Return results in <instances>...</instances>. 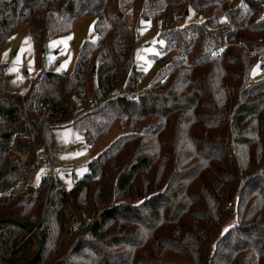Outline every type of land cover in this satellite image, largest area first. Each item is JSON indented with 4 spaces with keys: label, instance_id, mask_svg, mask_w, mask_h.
I'll return each mask as SVG.
<instances>
[{
    "label": "trees",
    "instance_id": "1",
    "mask_svg": "<svg viewBox=\"0 0 264 264\" xmlns=\"http://www.w3.org/2000/svg\"><path fill=\"white\" fill-rule=\"evenodd\" d=\"M235 2L0 0V46L16 31L43 44L86 15L97 36L70 74L40 70L24 93L0 66V194L14 188L0 202V264H264V75L251 77L264 15ZM189 10L200 22L177 26ZM127 14L157 21L163 43L161 78L141 91ZM88 86L102 105L83 108ZM114 123L123 134L69 191L19 181L39 154L36 170L54 166L55 128L91 144ZM71 208L88 222L75 226Z\"/></svg>",
    "mask_w": 264,
    "mask_h": 264
},
{
    "label": "rangeland",
    "instance_id": "2",
    "mask_svg": "<svg viewBox=\"0 0 264 264\" xmlns=\"http://www.w3.org/2000/svg\"><path fill=\"white\" fill-rule=\"evenodd\" d=\"M240 3L235 2V5L238 6ZM176 15L175 24L177 26L200 22V19L191 10L187 14L181 12L176 13ZM263 15L260 11L259 18H262ZM122 17L121 15L119 18ZM94 21V16L86 15L73 22L72 30L69 33L48 39L45 43L35 46L31 44L26 35L16 31L11 41L0 46V66L4 69L6 87L11 91L24 93L31 79L40 70L70 74L78 57L81 44L84 41L95 42L97 40L93 28ZM123 22L128 26L135 27L134 63L136 89L141 91L152 82L161 78L158 75L163 68V60H159L158 56L163 43L157 38L160 27L158 22L152 19L134 21L129 14L125 15ZM249 55H252V53H249ZM262 75H264L263 72H260L258 68H255L251 73L253 80L260 78ZM18 80L21 82L20 85H18ZM134 96L135 94L129 97ZM96 99L91 97V89L88 86L84 107L79 101H72V105L75 109H80L81 107L87 109L103 104L101 98L97 96ZM122 134L123 130L117 123H114L94 142L86 144L76 127L55 128L52 131V161L54 166L49 165L48 169L51 167L56 169L61 187L69 191L73 178L78 179L86 174L88 163ZM18 159L23 161L24 157L20 156ZM42 174L43 171L36 169L29 174L23 173L33 186L38 184ZM12 190L14 191V188L10 189L11 193L13 192ZM72 213L73 217L75 216L78 220H88L90 217V213L87 210L73 209ZM231 223H233V220Z\"/></svg>",
    "mask_w": 264,
    "mask_h": 264
},
{
    "label": "built area",
    "instance_id": "3",
    "mask_svg": "<svg viewBox=\"0 0 264 264\" xmlns=\"http://www.w3.org/2000/svg\"><path fill=\"white\" fill-rule=\"evenodd\" d=\"M238 1L250 4L254 7H256L257 9H259L264 14V0H238ZM175 18H177L176 14H175ZM223 25H225V23H223ZM261 72H263V74H264V66L261 67ZM20 84H21V82L18 80V85H20ZM42 162H46V157L43 153L36 156L35 164L33 166H31L24 173L25 174L31 173L32 171H34L37 168V166H40V163H42ZM42 175L47 176L49 178V186L61 187L59 179H58V172L56 171V169L54 167H51L48 170H44ZM19 181L21 183L25 184L27 182V179L25 178L24 175H22L20 177ZM10 195H11L10 190H7V191L3 192L2 194H0V202L7 200ZM87 222H88V220L76 219L74 225L78 226L81 223H87Z\"/></svg>",
    "mask_w": 264,
    "mask_h": 264
},
{
    "label": "water",
    "instance_id": "4",
    "mask_svg": "<svg viewBox=\"0 0 264 264\" xmlns=\"http://www.w3.org/2000/svg\"><path fill=\"white\" fill-rule=\"evenodd\" d=\"M119 17H121V14H119ZM39 248H40V241H38V252H39Z\"/></svg>",
    "mask_w": 264,
    "mask_h": 264
},
{
    "label": "crops",
    "instance_id": "5",
    "mask_svg": "<svg viewBox=\"0 0 264 264\" xmlns=\"http://www.w3.org/2000/svg\"><path fill=\"white\" fill-rule=\"evenodd\" d=\"M14 55H15V53H14Z\"/></svg>",
    "mask_w": 264,
    "mask_h": 264
}]
</instances>
